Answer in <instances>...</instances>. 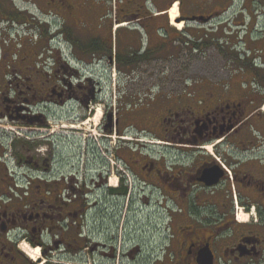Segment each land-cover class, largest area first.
I'll return each mask as SVG.
<instances>
[{
  "label": "flooded vegetation",
  "instance_id": "flooded-vegetation-1",
  "mask_svg": "<svg viewBox=\"0 0 264 264\" xmlns=\"http://www.w3.org/2000/svg\"><path fill=\"white\" fill-rule=\"evenodd\" d=\"M238 1L0 0V264H264V80L141 70Z\"/></svg>",
  "mask_w": 264,
  "mask_h": 264
},
{
  "label": "rangeland",
  "instance_id": "rangeland-1",
  "mask_svg": "<svg viewBox=\"0 0 264 264\" xmlns=\"http://www.w3.org/2000/svg\"><path fill=\"white\" fill-rule=\"evenodd\" d=\"M17 2L21 7H24V4H22L20 1ZM249 3L251 4V1H249ZM242 5L243 2L239 0L235 6L241 7ZM263 5H264V0H256L254 7L257 6H261V7L254 8L256 10L255 14H250L251 18L249 22H251V28L249 30H246L245 26L240 25L239 27H236L235 32L238 33L235 34L234 31L232 32V29L229 28L223 29L221 27V23L219 21L217 22V19H215L214 21L212 20L208 24L191 23V27L193 31L188 30L187 33L184 32L180 34L181 38L176 39V44H174L176 50L175 51L171 50V52L169 51L162 54L166 57L174 58V60H171L172 62H174L172 66H166L165 65L167 63L166 61H163L161 63L158 61L155 63H144V65L141 66V70L143 69L142 72L145 75H149V76H157V75H161L162 73H169V72L176 75L184 74L186 76L187 75L199 76L202 74H211V75L223 74L224 77H228L234 74L236 75L235 77L236 80L237 77H239V80H241V82L246 79H250L249 75L251 74H259L260 75L259 77L264 80V63L260 61H256L250 64L248 62H245L248 52H245L242 47V45H247V48L250 49V54L252 58L258 57V58H262L264 61V7H262ZM235 6L232 7L231 11L235 10L236 8ZM248 19H249L248 15H241L238 19V22L241 20L248 21ZM177 28L179 27L177 26ZM174 31L180 33L178 30H176V28ZM27 32L30 35L29 30ZM36 33L37 34L34 40H36V37L39 36V32L36 31ZM190 37L196 39L194 40L196 44L192 43L194 45L192 49H191L192 44L188 42L189 41L188 38ZM222 38L230 39L232 41L239 39V41L242 43L236 45V47L233 49L223 48L222 50L220 48V43H219L223 41ZM203 41H206L207 44H205V47L201 48V44L203 43ZM199 42L201 44H199ZM61 48H63L67 56H71V46L65 43L64 39L61 40ZM87 70L96 74L104 72L101 66H90L87 68ZM256 70H258V72H256ZM154 81L162 82L163 80L160 79V77L159 80H153V81L148 80L144 82L145 83L144 86L146 87L151 84H154ZM175 87L180 92L184 91L183 82H180V84H177V86L175 85ZM144 212H146V210ZM163 228L164 227L161 224L158 226L155 225L154 228L152 226H148V229H146L148 233L146 234L148 236L147 241H151V243L155 242L156 244L161 245L160 251L158 249V252L156 253V255L158 256L162 255L163 248L165 246L163 242V237H164ZM148 246L149 245L146 244L145 248L147 251L150 249V246L149 248Z\"/></svg>",
  "mask_w": 264,
  "mask_h": 264
},
{
  "label": "water",
  "instance_id": "water-1",
  "mask_svg": "<svg viewBox=\"0 0 264 264\" xmlns=\"http://www.w3.org/2000/svg\"><path fill=\"white\" fill-rule=\"evenodd\" d=\"M211 18H212L211 16H209V17H206V16H193V17L188 18V20L192 21V22H198V23H207V22H209V20ZM178 21H180V19H178Z\"/></svg>",
  "mask_w": 264,
  "mask_h": 264
},
{
  "label": "bare ground",
  "instance_id": "bare-ground-1",
  "mask_svg": "<svg viewBox=\"0 0 264 264\" xmlns=\"http://www.w3.org/2000/svg\"><path fill=\"white\" fill-rule=\"evenodd\" d=\"M177 13H178V6L175 5L174 8L171 10V17H172V18L176 17ZM177 26H178L179 28H182L183 23H181V24H177ZM113 183H116V179L113 180Z\"/></svg>",
  "mask_w": 264,
  "mask_h": 264
},
{
  "label": "trees",
  "instance_id": "trees-1",
  "mask_svg": "<svg viewBox=\"0 0 264 264\" xmlns=\"http://www.w3.org/2000/svg\"><path fill=\"white\" fill-rule=\"evenodd\" d=\"M189 43H191L190 41H188ZM197 46V45H196ZM256 72H258V70H256Z\"/></svg>",
  "mask_w": 264,
  "mask_h": 264
}]
</instances>
